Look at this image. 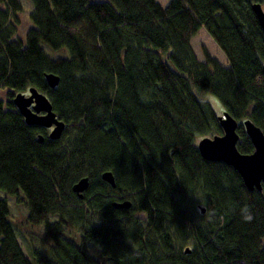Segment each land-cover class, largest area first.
<instances>
[{"label":"trees","instance_id":"obj_1","mask_svg":"<svg viewBox=\"0 0 264 264\" xmlns=\"http://www.w3.org/2000/svg\"><path fill=\"white\" fill-rule=\"evenodd\" d=\"M30 2L21 37V1L0 0V264H264V185L248 190L197 148L222 134L206 93L237 120L241 153L254 150L242 122L264 134V34L251 10L264 0ZM200 28L226 65L205 48L196 55ZM30 87L64 122L58 139L14 106ZM10 198L43 227L46 253H24Z\"/></svg>","mask_w":264,"mask_h":264},{"label":"water","instance_id":"obj_2","mask_svg":"<svg viewBox=\"0 0 264 264\" xmlns=\"http://www.w3.org/2000/svg\"><path fill=\"white\" fill-rule=\"evenodd\" d=\"M251 10L264 34V9L262 5L260 3H252ZM262 71L264 75V64ZM45 78L47 84L52 88L59 82V78L53 74H46ZM12 102L27 125L49 129L48 137L51 139H58L61 136L65 124L57 118L51 103L44 93L39 92L34 87H30L28 93L17 92L13 96ZM217 119L222 128V134L200 138L197 142L199 153L205 160L223 162L233 167L241 176L248 190H253L254 188L261 190L262 185H264V134L262 130L249 119L242 122L244 131L249 137L254 150L251 153H241L237 149L239 140L237 120L226 111L217 116ZM36 139L41 142L43 136L38 134ZM101 178L111 186H115L114 177L110 171H104L101 174ZM88 184V178L83 177L73 184L72 190L79 198H83V193L88 188ZM112 205L115 208H128L130 202L124 200L122 202H113ZM198 208L202 213L205 212L204 207L199 205ZM183 251L188 254L190 253V248L185 247Z\"/></svg>","mask_w":264,"mask_h":264},{"label":"rangeland","instance_id":"obj_3","mask_svg":"<svg viewBox=\"0 0 264 264\" xmlns=\"http://www.w3.org/2000/svg\"><path fill=\"white\" fill-rule=\"evenodd\" d=\"M20 1L22 3V11L19 13L20 23L18 25L17 31L21 37H24V33L31 25L28 15L32 9V4L30 0H20ZM157 1L165 5L168 0H157ZM191 45L196 55L199 57V59L203 58L202 48H205L210 55L215 57L220 63L226 65V58L223 52L204 28H200L198 30V33L192 37ZM0 98L1 99L5 98L4 91H0ZM203 99L210 103L212 109L217 114V116L222 114L223 112L222 105L214 95L206 93ZM8 208H9L10 220L13 223L18 242L21 245L24 253L27 256L32 257V248L39 249L44 253H46L48 248V241L46 240L44 233L42 231L43 227L31 226L28 223H26L25 220L27 214L26 208L22 203L17 202L14 198L9 199ZM50 219L51 221H53L56 219V217H51ZM69 236L73 237V235H69ZM89 248L93 254L95 255L97 254V250L95 247H93L92 244H89Z\"/></svg>","mask_w":264,"mask_h":264},{"label":"clouds","instance_id":"obj_4","mask_svg":"<svg viewBox=\"0 0 264 264\" xmlns=\"http://www.w3.org/2000/svg\"><path fill=\"white\" fill-rule=\"evenodd\" d=\"M248 219L250 220V219H251V217L249 216V217H248Z\"/></svg>","mask_w":264,"mask_h":264}]
</instances>
